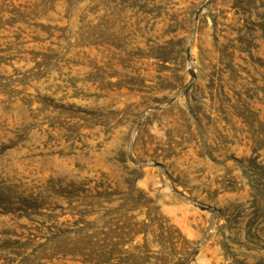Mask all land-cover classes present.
<instances>
[{
	"label": "rangeland",
	"instance_id": "obj_1",
	"mask_svg": "<svg viewBox=\"0 0 264 264\" xmlns=\"http://www.w3.org/2000/svg\"><path fill=\"white\" fill-rule=\"evenodd\" d=\"M0 58V264L102 176L111 264H264V0H0Z\"/></svg>",
	"mask_w": 264,
	"mask_h": 264
},
{
	"label": "trees",
	"instance_id": "obj_2",
	"mask_svg": "<svg viewBox=\"0 0 264 264\" xmlns=\"http://www.w3.org/2000/svg\"><path fill=\"white\" fill-rule=\"evenodd\" d=\"M0 63H4L1 58ZM103 180L102 176L99 182L70 181L65 187L59 185L58 189L45 188L44 194L52 192L57 195V199L65 201L67 207L64 209L57 205L51 210L53 213L45 215V219L53 222L45 227L49 236L45 238L44 243L35 246L27 261L39 263L58 259L79 264H111L110 261H118L119 255L127 252L125 246L132 242L141 230L130 229L116 239L108 238L103 229L112 222L107 220L110 212L106 211L105 205L110 203L108 198L112 194L110 187ZM66 215L71 220L58 223V220ZM93 216L96 218L89 222L88 219ZM110 225L116 229L122 228L116 223ZM33 242V239H28L22 247L32 245Z\"/></svg>",
	"mask_w": 264,
	"mask_h": 264
}]
</instances>
